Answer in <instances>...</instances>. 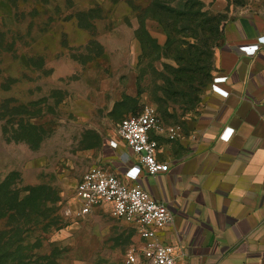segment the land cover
<instances>
[{
  "label": "rangeland",
  "instance_id": "374dc122",
  "mask_svg": "<svg viewBox=\"0 0 264 264\" xmlns=\"http://www.w3.org/2000/svg\"><path fill=\"white\" fill-rule=\"evenodd\" d=\"M240 18L264 32V0H0V264H125L135 228L74 216L77 185L145 107L191 127Z\"/></svg>",
  "mask_w": 264,
  "mask_h": 264
},
{
  "label": "crops",
  "instance_id": "0c3cea01",
  "mask_svg": "<svg viewBox=\"0 0 264 264\" xmlns=\"http://www.w3.org/2000/svg\"><path fill=\"white\" fill-rule=\"evenodd\" d=\"M225 38L191 127L150 134L168 172L124 164V146L101 161L169 206L173 222L157 235L178 264H264V32L240 18Z\"/></svg>",
  "mask_w": 264,
  "mask_h": 264
},
{
  "label": "built area",
  "instance_id": "2783aa9c",
  "mask_svg": "<svg viewBox=\"0 0 264 264\" xmlns=\"http://www.w3.org/2000/svg\"><path fill=\"white\" fill-rule=\"evenodd\" d=\"M161 129L154 106L145 107L139 115L124 118L117 131L127 149L120 154L122 162L140 165L152 175L168 172L169 165L158 161L157 144L150 137L151 132ZM177 131L170 129L172 135ZM75 201L74 216H89L100 206L108 205L113 216L135 228L137 242L126 255L125 264H178L176 247L164 243L157 235L172 224V212L166 203L153 198L136 180L126 182L103 167H94L77 185Z\"/></svg>",
  "mask_w": 264,
  "mask_h": 264
},
{
  "label": "trees",
  "instance_id": "16d2710c",
  "mask_svg": "<svg viewBox=\"0 0 264 264\" xmlns=\"http://www.w3.org/2000/svg\"><path fill=\"white\" fill-rule=\"evenodd\" d=\"M211 41H212V43H213V45H214V47H216L217 49H220L221 47H223L224 45H225V42H226V38H225V32H224V36H222V35H220V33H219V27H218V25H217V28H216V30H215V32H211ZM194 82H196V81H194ZM204 82V78H198V81H197V83H203ZM207 83H209V82H207ZM211 83H209V85H210ZM208 85V86H209ZM202 88H204L203 86H201ZM207 88V87H206ZM205 88V89H206ZM187 97V96H186ZM200 97V96H199ZM189 98V97H188ZM193 99H195L196 100V98H193ZM197 100L199 101L200 100V98H197ZM196 100V101H197ZM4 264H8V262H5Z\"/></svg>",
  "mask_w": 264,
  "mask_h": 264
}]
</instances>
